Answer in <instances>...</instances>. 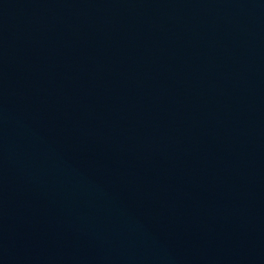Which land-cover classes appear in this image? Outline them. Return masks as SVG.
Wrapping results in <instances>:
<instances>
[{
  "label": "water",
  "instance_id": "1",
  "mask_svg": "<svg viewBox=\"0 0 264 264\" xmlns=\"http://www.w3.org/2000/svg\"><path fill=\"white\" fill-rule=\"evenodd\" d=\"M0 264H264V0H0Z\"/></svg>",
  "mask_w": 264,
  "mask_h": 264
}]
</instances>
